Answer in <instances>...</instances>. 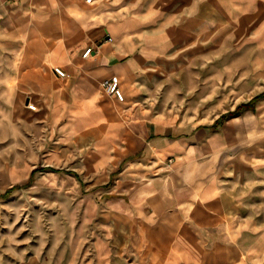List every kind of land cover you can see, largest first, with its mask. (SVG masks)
<instances>
[{
    "label": "crops",
    "instance_id": "1",
    "mask_svg": "<svg viewBox=\"0 0 264 264\" xmlns=\"http://www.w3.org/2000/svg\"><path fill=\"white\" fill-rule=\"evenodd\" d=\"M226 6L0 0V23L16 27L0 25V43L25 42L16 97L29 108L22 111L66 137L83 131L104 137L94 145L105 151L94 161L105 175L101 214L107 240L111 233L119 241L111 246L134 248L130 264H264V93L202 123L150 119L140 101L147 57L224 34L232 26ZM213 20L218 25L210 31ZM259 71L264 75V66ZM114 75L123 101L103 87ZM107 245L104 252L95 245L99 255L108 254Z\"/></svg>",
    "mask_w": 264,
    "mask_h": 264
},
{
    "label": "rangeland",
    "instance_id": "2",
    "mask_svg": "<svg viewBox=\"0 0 264 264\" xmlns=\"http://www.w3.org/2000/svg\"><path fill=\"white\" fill-rule=\"evenodd\" d=\"M225 1L232 26L224 34L147 57L140 101L148 118L211 122L264 93V8L256 9L255 0ZM24 45L21 38L0 43V264H130L134 248L111 246L117 240L111 233L107 240L101 214L105 175L94 161L105 151L94 145L104 137L90 131L66 137L22 111L29 108L16 97ZM106 242L108 254L99 255L95 245L104 252Z\"/></svg>",
    "mask_w": 264,
    "mask_h": 264
},
{
    "label": "built area",
    "instance_id": "3",
    "mask_svg": "<svg viewBox=\"0 0 264 264\" xmlns=\"http://www.w3.org/2000/svg\"><path fill=\"white\" fill-rule=\"evenodd\" d=\"M87 2H92L93 0H86ZM91 52V48L87 49L85 52V56H88L89 53ZM54 72L61 77H67L68 74L66 71H64L60 67H55ZM103 87L105 91L109 94H112L117 97L118 100L123 101L124 100V93L122 89L120 88V80L117 75H114L103 82Z\"/></svg>",
    "mask_w": 264,
    "mask_h": 264
},
{
    "label": "trees",
    "instance_id": "4",
    "mask_svg": "<svg viewBox=\"0 0 264 264\" xmlns=\"http://www.w3.org/2000/svg\"><path fill=\"white\" fill-rule=\"evenodd\" d=\"M34 172H35V171L32 172V176H31V179L29 180V182L32 180L33 175H34ZM10 191H11V189H9L6 193H9Z\"/></svg>",
    "mask_w": 264,
    "mask_h": 264
},
{
    "label": "bare ground",
    "instance_id": "5",
    "mask_svg": "<svg viewBox=\"0 0 264 264\" xmlns=\"http://www.w3.org/2000/svg\"><path fill=\"white\" fill-rule=\"evenodd\" d=\"M124 91H125V89H124ZM124 94H125V92H123ZM124 98H125V95H124Z\"/></svg>",
    "mask_w": 264,
    "mask_h": 264
}]
</instances>
